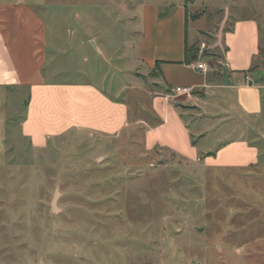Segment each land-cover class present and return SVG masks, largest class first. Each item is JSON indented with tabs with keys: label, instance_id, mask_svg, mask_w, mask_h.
Segmentation results:
<instances>
[{
	"label": "rangeland",
	"instance_id": "1",
	"mask_svg": "<svg viewBox=\"0 0 264 264\" xmlns=\"http://www.w3.org/2000/svg\"><path fill=\"white\" fill-rule=\"evenodd\" d=\"M238 1L33 0L58 45L57 80L106 79L107 91L122 90L131 125L116 137L71 131L36 150L21 135L23 102L0 103V264H264V120L249 131L211 123L201 138L185 118L198 156L247 135L262 152L253 168L209 166V154L195 162L145 143L154 124L147 92L167 87L138 61L145 24L134 10L187 7L190 41L201 28L200 48L215 54L203 31L227 29ZM158 32L163 41L166 30ZM180 135L172 129L161 140Z\"/></svg>",
	"mask_w": 264,
	"mask_h": 264
},
{
	"label": "crops",
	"instance_id": "2",
	"mask_svg": "<svg viewBox=\"0 0 264 264\" xmlns=\"http://www.w3.org/2000/svg\"><path fill=\"white\" fill-rule=\"evenodd\" d=\"M252 1L237 2L227 29L216 33L203 31L205 36L212 37L207 51H215H204L205 55L198 58L208 64L207 71L196 69L198 60L183 63L186 41L193 46L201 40L202 32L195 26V40L190 41L189 23L195 20L187 7L179 5L164 13L158 4L143 3L134 10V17L145 24L137 47L138 61L145 69L156 70L167 87L166 91L147 92L154 116L147 138L144 136L148 149L168 148L195 162L209 154L205 159L209 166L247 169L262 160V152L247 135L222 143L216 155L209 152L198 156L197 142L185 119L196 123L201 138L210 134L211 130L204 126L211 123L217 128H235L243 122L249 131L251 123L264 120V1ZM161 28L166 30L163 41L158 32ZM57 48V43H50L46 16L37 11L33 0H0V103L19 99L25 105L22 137L38 150L71 131L106 137L121 135L131 125L130 108L121 100L122 90L114 94L107 91L106 79L101 83L58 81V57L51 58ZM55 61L54 77L50 78L48 69ZM183 88L190 92L177 94ZM176 128L184 138L182 142L161 140V134L170 137ZM254 136L260 137L256 133ZM236 150L239 156L232 159L229 153Z\"/></svg>",
	"mask_w": 264,
	"mask_h": 264
},
{
	"label": "trees",
	"instance_id": "3",
	"mask_svg": "<svg viewBox=\"0 0 264 264\" xmlns=\"http://www.w3.org/2000/svg\"><path fill=\"white\" fill-rule=\"evenodd\" d=\"M161 17H164V16L162 15ZM199 53H200V46L198 43L194 44L193 46H189L187 44V41H186L185 59H184L183 63L191 64V63L195 62L199 58Z\"/></svg>",
	"mask_w": 264,
	"mask_h": 264
},
{
	"label": "built area",
	"instance_id": "4",
	"mask_svg": "<svg viewBox=\"0 0 264 264\" xmlns=\"http://www.w3.org/2000/svg\"><path fill=\"white\" fill-rule=\"evenodd\" d=\"M204 51H205V45L203 44L202 48H200L199 59H201L202 54H204ZM195 67H196V69H198L200 71H207L209 68L208 64H206L204 62L202 63L199 60L195 62ZM189 92H190V89L183 88V89L178 90L177 94L189 93Z\"/></svg>",
	"mask_w": 264,
	"mask_h": 264
}]
</instances>
